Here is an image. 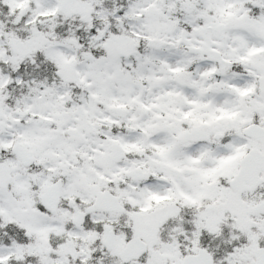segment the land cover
<instances>
[{"label": "snow or ice", "instance_id": "snow-or-ice-1", "mask_svg": "<svg viewBox=\"0 0 264 264\" xmlns=\"http://www.w3.org/2000/svg\"><path fill=\"white\" fill-rule=\"evenodd\" d=\"M0 264H264V0H0Z\"/></svg>", "mask_w": 264, "mask_h": 264}]
</instances>
